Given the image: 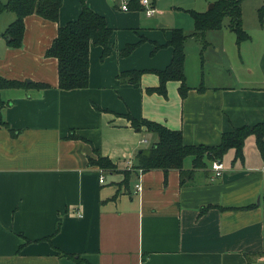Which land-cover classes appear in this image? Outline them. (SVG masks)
I'll return each mask as SVG.
<instances>
[{
	"label": "crops",
	"instance_id": "1",
	"mask_svg": "<svg viewBox=\"0 0 264 264\" xmlns=\"http://www.w3.org/2000/svg\"><path fill=\"white\" fill-rule=\"evenodd\" d=\"M84 2L114 29L111 53L103 59V47L92 45L89 86L71 90L59 88L58 60L46 51L59 27L79 16L83 1L63 0L58 21L28 15L17 48L5 35L16 13H0V77L49 84L0 88L8 123L0 126V264H264V155L255 136L250 151L247 138L243 159L234 149L225 154L221 176L213 177V161L206 160L182 184L179 169L140 176L129 167L158 135L134 127L126 116L181 130L185 143L204 145L219 144L235 127L264 122L260 21L258 42L250 44L257 65L245 61L251 58L245 41L239 45L224 34L219 44L211 36L221 29L207 31L205 42L194 36L200 54L212 61L207 73L200 77L195 71L188 81L186 60L191 89L182 97L180 82L171 80L163 95L147 91L159 85L152 71L137 84L119 74L166 68L173 56L166 43L179 27L146 16L142 8L122 10V0ZM98 156L110 158L116 169L91 163ZM192 166L189 156L184 169ZM128 170L126 187L121 182Z\"/></svg>",
	"mask_w": 264,
	"mask_h": 264
},
{
	"label": "trees",
	"instance_id": "2",
	"mask_svg": "<svg viewBox=\"0 0 264 264\" xmlns=\"http://www.w3.org/2000/svg\"><path fill=\"white\" fill-rule=\"evenodd\" d=\"M83 1V7L79 16L61 25L58 34L51 46L47 49L48 57H55L58 60L59 88L65 90L85 88L89 86L90 79V49L92 45L103 47L102 58L111 53L110 39L114 29L108 24L106 17L88 7ZM243 0H217L214 6L206 11L190 10L195 23V30L192 34L187 33L183 28H174L172 38L166 43L173 48V56L169 65L164 69L151 70H126L119 74L122 81L137 84L145 71H152L159 77V85L149 87L148 92H158L163 95L168 94L167 84L171 80L180 82V93L186 96L191 87L187 83L185 72L186 45L189 36L202 38L205 42L207 31L220 30L223 27L225 17H229V28L236 35L237 44H241L250 35L243 26ZM63 0H7L0 2V13L4 10H11L16 13V19L5 31L8 44L17 48L22 46L25 35V18L30 14H37L50 21H58ZM129 8H141L140 0H129ZM259 21L264 27V5L259 8ZM143 41L128 44L122 55H128ZM160 45H157L159 48ZM36 87L46 88L48 83H29L16 79L0 77L1 87ZM202 88V86H201ZM5 101L0 94V126H8L7 121L2 116V109ZM132 125L136 128L146 127L158 135V140L147 149H142L137 154L136 168L145 171L153 169H179L181 171V183L184 184L186 178H191L194 171L207 165L206 160H223L225 154L235 150V157L244 158L245 142L249 136H255L257 146L264 155V122L253 126L243 125L235 127L233 130L225 132L217 145L187 144L184 142L183 133L178 129H171L164 124L146 118L138 119L130 114H126ZM193 158V166L190 170L184 169V162L187 157ZM91 163L102 168L114 171L116 165L106 156L91 158ZM130 171H126V176L121 182L124 186H129ZM209 206H206L208 208ZM30 241V240H29ZM65 255L75 257L74 254L63 252ZM264 256V252L260 253ZM82 260V258H80Z\"/></svg>",
	"mask_w": 264,
	"mask_h": 264
},
{
	"label": "rangeland",
	"instance_id": "3",
	"mask_svg": "<svg viewBox=\"0 0 264 264\" xmlns=\"http://www.w3.org/2000/svg\"><path fill=\"white\" fill-rule=\"evenodd\" d=\"M215 1L217 0H157L156 7L158 8L159 11H161V13H157L155 15L160 16V18H165L164 23H166L167 25L183 28L187 33L192 34L195 30V23L190 10L206 11L208 10L210 4L214 3ZM262 5H264V0L242 1L243 26L245 30H247V32L251 35V38L254 37V41H249L248 39H246L247 41L245 40L244 42L245 44L243 47L244 51L251 53V58L249 60H245L247 63L250 62L249 64L251 66L257 65L258 62V58H256L257 55H255L254 53L255 51L254 49H256V47L255 46L251 47L250 44H252L253 42L254 43L258 42L257 32L260 29L258 10ZM229 21L230 18L228 16L225 17L223 21V27L220 30L221 32L211 36V38H213V41H217L220 44L223 40V39L221 40V38H225L224 34H229L230 36H233V38H235L236 40L235 33L231 31V29L228 26ZM198 39L195 38L194 36H189L187 39L186 60H187V73L189 76L188 81H192L193 79H195V73H194L195 71H196V76L200 75V77L202 76L203 71L204 73H207L208 62L212 64L211 59L205 56L206 52L203 55L200 54L199 45L196 44ZM201 47L203 51L204 48L202 45ZM245 57L246 56H244V58ZM213 60H214L213 61L214 64L218 61V57L214 56ZM151 143L152 141L150 140L146 144L150 145ZM253 145H255V139L253 136H251L246 144V150L250 151ZM228 156L229 155L225 157L224 159L225 161H227Z\"/></svg>",
	"mask_w": 264,
	"mask_h": 264
},
{
	"label": "built area",
	"instance_id": "4",
	"mask_svg": "<svg viewBox=\"0 0 264 264\" xmlns=\"http://www.w3.org/2000/svg\"><path fill=\"white\" fill-rule=\"evenodd\" d=\"M140 5H141L142 10L144 11L146 16H148V17L154 16L159 11L158 8L156 7V0H140ZM121 9L125 10V11L130 10V8H129V0H122ZM129 167L132 168V169L138 170L140 176H141L142 173H144L142 169L136 168L131 161H129ZM262 167L264 169V164H263ZM212 170L214 171V176L213 177L221 176L223 174V171H224L223 161H221V160H213V162H212ZM104 179H105V176L104 175H100V181L104 182ZM136 189L137 190H141L142 189L141 181L136 183Z\"/></svg>",
	"mask_w": 264,
	"mask_h": 264
},
{
	"label": "water",
	"instance_id": "5",
	"mask_svg": "<svg viewBox=\"0 0 264 264\" xmlns=\"http://www.w3.org/2000/svg\"><path fill=\"white\" fill-rule=\"evenodd\" d=\"M214 6V3L210 4L208 9H211Z\"/></svg>",
	"mask_w": 264,
	"mask_h": 264
}]
</instances>
